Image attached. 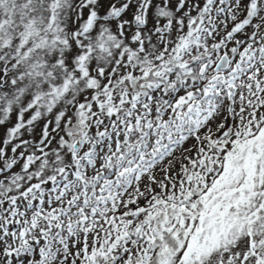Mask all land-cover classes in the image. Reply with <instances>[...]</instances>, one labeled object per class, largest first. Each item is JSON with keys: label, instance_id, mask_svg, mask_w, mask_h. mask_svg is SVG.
<instances>
[{"label": "snow or ice", "instance_id": "1", "mask_svg": "<svg viewBox=\"0 0 264 264\" xmlns=\"http://www.w3.org/2000/svg\"><path fill=\"white\" fill-rule=\"evenodd\" d=\"M0 264H264V0H0Z\"/></svg>", "mask_w": 264, "mask_h": 264}]
</instances>
